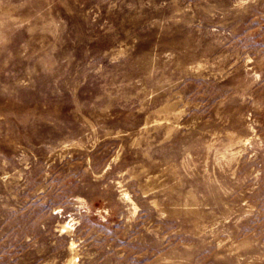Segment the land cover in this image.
I'll list each match as a JSON object with an SVG mask.
<instances>
[{
    "label": "rangeland",
    "instance_id": "rangeland-1",
    "mask_svg": "<svg viewBox=\"0 0 264 264\" xmlns=\"http://www.w3.org/2000/svg\"><path fill=\"white\" fill-rule=\"evenodd\" d=\"M0 264H264V0H0Z\"/></svg>",
    "mask_w": 264,
    "mask_h": 264
}]
</instances>
